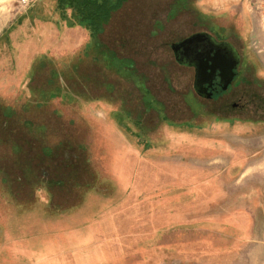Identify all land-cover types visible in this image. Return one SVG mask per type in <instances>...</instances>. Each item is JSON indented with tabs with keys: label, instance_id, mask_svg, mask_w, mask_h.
I'll return each instance as SVG.
<instances>
[{
	"label": "rangeland",
	"instance_id": "obj_1",
	"mask_svg": "<svg viewBox=\"0 0 264 264\" xmlns=\"http://www.w3.org/2000/svg\"><path fill=\"white\" fill-rule=\"evenodd\" d=\"M22 1L0 0V264H264V125L172 50L231 24L264 75V0Z\"/></svg>",
	"mask_w": 264,
	"mask_h": 264
},
{
	"label": "flooded vegetation",
	"instance_id": "obj_2",
	"mask_svg": "<svg viewBox=\"0 0 264 264\" xmlns=\"http://www.w3.org/2000/svg\"><path fill=\"white\" fill-rule=\"evenodd\" d=\"M66 1L71 8L76 6L78 18L84 17L83 10H80L84 8L79 4L81 0ZM230 25L210 23L206 29L187 37L203 35L197 43L203 44L204 50L203 61L207 69L206 98L200 97L195 89L194 92L206 102L219 104L227 122L235 117L240 120L247 118L248 121L264 125V75L259 73L258 63L248 57L247 49L240 46L241 38ZM229 66H233L231 77L227 71ZM186 68L192 70L195 83L196 67Z\"/></svg>",
	"mask_w": 264,
	"mask_h": 264
},
{
	"label": "water",
	"instance_id": "obj_3",
	"mask_svg": "<svg viewBox=\"0 0 264 264\" xmlns=\"http://www.w3.org/2000/svg\"><path fill=\"white\" fill-rule=\"evenodd\" d=\"M203 35H195L191 38H187L182 42L172 45V50L175 55V60L179 65L191 67H196V76L194 89L200 97L206 98L207 89L205 88L207 69L203 61V44L197 43L200 41ZM202 50L199 52V50ZM233 66L227 69L230 77L232 76L231 70Z\"/></svg>",
	"mask_w": 264,
	"mask_h": 264
},
{
	"label": "trees",
	"instance_id": "obj_4",
	"mask_svg": "<svg viewBox=\"0 0 264 264\" xmlns=\"http://www.w3.org/2000/svg\"><path fill=\"white\" fill-rule=\"evenodd\" d=\"M86 1V0H85ZM90 3H94L93 2V0H87L86 1V3L83 5V7H85L86 6V4L87 5H89ZM96 4V3H95ZM66 3H65V5H61V6H63V7H66ZM93 5V4H92ZM68 6V5H67ZM69 7V6H68ZM78 7H81V6H78ZM84 9V8H83ZM83 9H81L80 8V10H83ZM85 11V10H84ZM83 11V16L85 15V12ZM99 12H100V14L102 15V12H101V10L99 9L98 10ZM80 15V14H79ZM81 16V15H80ZM105 16V15H104ZM85 17V16H84ZM84 17H82V18H84ZM97 18L96 20H98V18H99V14L98 13H96V12H93V14H91V17H87L86 19H87V21H89L91 24H93V22L95 21V19L94 18ZM103 17V16H102ZM85 19V18H84Z\"/></svg>",
	"mask_w": 264,
	"mask_h": 264
},
{
	"label": "built area",
	"instance_id": "obj_5",
	"mask_svg": "<svg viewBox=\"0 0 264 264\" xmlns=\"http://www.w3.org/2000/svg\"><path fill=\"white\" fill-rule=\"evenodd\" d=\"M28 3H29L28 0H23V1H22V4H23V5H27Z\"/></svg>",
	"mask_w": 264,
	"mask_h": 264
}]
</instances>
